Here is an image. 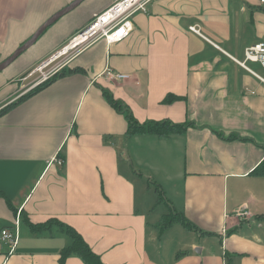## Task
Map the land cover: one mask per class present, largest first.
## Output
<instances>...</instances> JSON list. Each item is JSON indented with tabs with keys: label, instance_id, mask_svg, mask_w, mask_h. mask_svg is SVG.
Instances as JSON below:
<instances>
[{
	"label": "crops",
	"instance_id": "crops-1",
	"mask_svg": "<svg viewBox=\"0 0 264 264\" xmlns=\"http://www.w3.org/2000/svg\"><path fill=\"white\" fill-rule=\"evenodd\" d=\"M72 1L0 0V63ZM111 2L83 0L0 71V230L18 231L12 253L0 242V264H59L69 238L28 225L53 219L104 264H264V176L252 174L264 160V67L247 61L252 73L231 58L264 41V4L151 0L128 36L81 48L64 67L79 71L27 95L37 76L22 79L27 70ZM104 89L139 123L190 125L168 138L126 137V117ZM168 94L178 98L164 103ZM173 212L193 228L178 222L158 236Z\"/></svg>",
	"mask_w": 264,
	"mask_h": 264
},
{
	"label": "built area",
	"instance_id": "built-area-1",
	"mask_svg": "<svg viewBox=\"0 0 264 264\" xmlns=\"http://www.w3.org/2000/svg\"><path fill=\"white\" fill-rule=\"evenodd\" d=\"M151 0H112V2L101 12L93 15L86 26L79 30L68 43L56 53L52 54L40 64L34 66L24 78L36 74L37 76L25 87L27 90L34 88L38 84L48 80L54 74L62 70L72 56L81 48L93 42L103 39L106 44H113L121 41L130 34L133 29L132 17L138 13H145L147 4ZM264 4V0H259ZM189 29L196 34L199 30L194 26ZM200 35V34H199ZM241 67L249 70L247 61L256 62L264 67V41L255 42L243 49V59L231 57ZM110 80L123 79L125 74L104 70L101 72ZM57 163L61 164L62 159L58 158ZM238 216L249 215L248 212H238ZM18 241V231L15 227H4L0 230V242L7 246L8 253H12Z\"/></svg>",
	"mask_w": 264,
	"mask_h": 264
},
{
	"label": "trees",
	"instance_id": "trees-1",
	"mask_svg": "<svg viewBox=\"0 0 264 264\" xmlns=\"http://www.w3.org/2000/svg\"><path fill=\"white\" fill-rule=\"evenodd\" d=\"M73 71L75 72V71H79V70H78V68H75L73 70L66 71V69L63 68L58 73H56L52 77H50L48 80H46V81L38 84L34 88L30 89L27 92V95L33 94L34 92H36L37 90H39L40 88H42L43 86L48 84L53 79H55L57 77H61L67 73H71ZM103 95L106 98V100L108 101V103L114 109H116L117 111H119L125 115L126 120H127V127H126V131L124 134L126 137L145 134V135H154V136H157L159 138H168L172 135H178V134L184 133L186 131L187 127L190 125V123H173V122L168 121V120L147 121L144 123H139L132 117L129 109L126 106H123L120 101L116 100L107 90H105V89L103 90ZM177 98L178 97L173 95V94H168L163 99V102L169 103V102L176 100ZM252 174L264 176V160L254 168V170L252 171ZM155 190H157V192H158L157 193L158 194V200H161L162 199L161 191L160 190L158 191L157 187L155 188ZM165 216H167V215H165ZM165 216H163V218L160 220L159 224L157 225L158 236H161L163 231L167 227H169L171 224H173L174 222H179L180 224H182L187 229L193 228L191 223L188 222L183 216H181L179 214L173 213V216L172 217L170 216L169 218H166ZM28 225L33 230H36V231L44 230V229H46L52 225H55L58 227V230L62 234H64L65 236H67L69 238L70 244L68 246L64 247L59 253V259H58L59 264H63L64 260L68 256H71V255L79 257L82 260L83 264H104L100 260L99 256L97 254H95L90 249V247L84 241L82 236L78 232H76V230H74L72 227H70V226H68L62 222H59L57 220H54V219L48 220L47 222L41 223V224L32 225V224L28 223Z\"/></svg>",
	"mask_w": 264,
	"mask_h": 264
},
{
	"label": "water",
	"instance_id": "water-1",
	"mask_svg": "<svg viewBox=\"0 0 264 264\" xmlns=\"http://www.w3.org/2000/svg\"><path fill=\"white\" fill-rule=\"evenodd\" d=\"M83 0H74L68 6L63 8L62 10L56 12L53 16L47 19L36 31L35 33L22 45H20L8 58H6L3 62L0 63V71L7 67L10 63H12L15 58H17L24 50L30 47L34 41L38 38V36L46 29L47 26L52 24L62 15L66 14L70 10L74 9L78 6Z\"/></svg>",
	"mask_w": 264,
	"mask_h": 264
},
{
	"label": "rangeland",
	"instance_id": "rangeland-1",
	"mask_svg": "<svg viewBox=\"0 0 264 264\" xmlns=\"http://www.w3.org/2000/svg\"><path fill=\"white\" fill-rule=\"evenodd\" d=\"M32 68H30L29 70H27V73L31 70ZM32 77H34V76H32ZM156 179L155 178H150L149 179V181H150V187H151V189H153V186L154 187H158V183L155 181ZM152 197V199H154V195L153 196H151ZM165 199V198H164ZM174 201H178L177 199L175 200L174 198H172ZM168 200V199H167ZM169 201V200H168ZM170 203V202H169ZM156 209H158V210H160V211H162V210H164V211H167L164 207H163V205H158L157 207H156ZM174 213V212H173ZM172 217L173 216V214L171 213V215H168V216H166V218H169V217ZM150 221L152 222V218L150 219ZM152 225V224H151ZM173 225L174 226H177V227H179L180 226V224L178 223V222H174L173 223ZM154 229L156 230L157 229V226H155L154 227ZM169 229V228H168ZM167 229V230H168ZM168 247H172V245H169Z\"/></svg>",
	"mask_w": 264,
	"mask_h": 264
}]
</instances>
